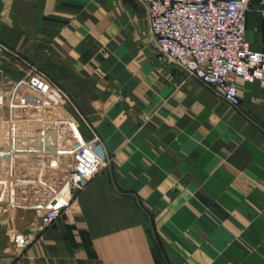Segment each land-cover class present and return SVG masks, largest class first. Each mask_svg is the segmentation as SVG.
<instances>
[{
    "label": "crops",
    "instance_id": "obj_1",
    "mask_svg": "<svg viewBox=\"0 0 264 264\" xmlns=\"http://www.w3.org/2000/svg\"><path fill=\"white\" fill-rule=\"evenodd\" d=\"M247 30L264 51L256 6ZM236 87L162 55L139 0H0V264H264V89Z\"/></svg>",
    "mask_w": 264,
    "mask_h": 264
},
{
    "label": "built area",
    "instance_id": "obj_2",
    "mask_svg": "<svg viewBox=\"0 0 264 264\" xmlns=\"http://www.w3.org/2000/svg\"><path fill=\"white\" fill-rule=\"evenodd\" d=\"M147 11L150 32L162 55L190 78L212 88L228 104L241 99L237 80L264 89V51L255 52L248 41L247 17L253 7L264 21V0H139ZM86 185L72 169L66 188L77 197ZM59 208L47 210L39 225L14 233L15 250L22 255L43 239L63 217Z\"/></svg>",
    "mask_w": 264,
    "mask_h": 264
}]
</instances>
